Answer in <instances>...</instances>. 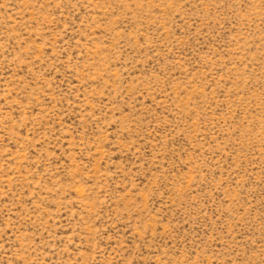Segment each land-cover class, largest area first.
I'll list each match as a JSON object with an SVG mask.
<instances>
[{
  "label": "rangeland",
  "instance_id": "rangeland-1",
  "mask_svg": "<svg viewBox=\"0 0 264 264\" xmlns=\"http://www.w3.org/2000/svg\"><path fill=\"white\" fill-rule=\"evenodd\" d=\"M0 264H264V0H0Z\"/></svg>",
  "mask_w": 264,
  "mask_h": 264
}]
</instances>
